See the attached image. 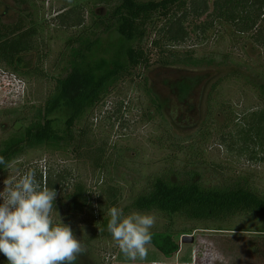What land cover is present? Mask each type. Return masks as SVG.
Wrapping results in <instances>:
<instances>
[{
  "label": "rangeland",
  "instance_id": "1",
  "mask_svg": "<svg viewBox=\"0 0 264 264\" xmlns=\"http://www.w3.org/2000/svg\"><path fill=\"white\" fill-rule=\"evenodd\" d=\"M76 6L82 9L84 26L91 30L95 15L104 16L109 9L99 0H0L2 25L24 20L26 27L35 25L41 33L36 49L22 56L21 72L0 67V155L9 144L22 142L24 128L47 100L54 79L68 73L70 51L66 42L78 36L82 28L62 26L57 15ZM103 30L99 32L100 44L89 58L91 62H111L124 45L116 29ZM149 33L141 47L149 53L150 66L138 67L132 77L119 82L78 123L76 132L87 131L83 141L90 143V150L84 147L79 157L72 148H23L8 162L10 167L0 165V192L5 179H19L29 169H35L42 185L47 176L69 175L56 192L51 215L54 223L61 218L69 225L86 246L76 264H112L120 250L107 228H102L110 218L108 211L103 215L100 212L107 203L105 194L110 185L123 190L118 208L125 215L130 214L125 210L148 178L162 173L180 178L192 173L206 188L233 186L244 179L264 195V155L259 153L260 147L245 143L241 133L251 124V115L264 109L256 89L264 74V50L255 39L223 25L209 31L206 37L192 35L174 49L182 58L190 54L192 61L163 66L159 63V49L152 45L156 32L152 29ZM134 45L138 46V42ZM189 79L196 84L183 103L169 84ZM219 80L222 82L218 91L212 92ZM230 111L232 125L225 131ZM54 119L58 130L65 131L67 118L60 113ZM99 148L103 149L99 156L101 167L92 164L84 153L88 150L92 154ZM77 183L85 187L93 209L75 215L67 212L65 196ZM149 214L156 218L151 232L171 233L179 243L181 264H264V232H260L264 217L242 215L208 224L176 218L171 225L158 214ZM218 226L223 230L212 229ZM185 236L193 237L194 242L181 244ZM149 246L147 259H137L138 264L164 260L155 247ZM3 262L0 257V264Z\"/></svg>",
  "mask_w": 264,
  "mask_h": 264
},
{
  "label": "trees",
  "instance_id": "2",
  "mask_svg": "<svg viewBox=\"0 0 264 264\" xmlns=\"http://www.w3.org/2000/svg\"><path fill=\"white\" fill-rule=\"evenodd\" d=\"M99 1L107 3L109 9L104 16L95 15L92 30L91 27L84 26L80 6L66 9L57 15V21L62 26L68 29L82 28L78 36L66 42L67 50L70 51L68 73L65 77L54 79L55 84L47 100L35 110L33 118L24 128L22 142L9 144L1 153L0 156L7 163L19 155L23 148H51L56 151L72 148L79 157L83 154L82 149L90 150V143L83 141L87 131L81 129L76 132L78 123L119 82L132 77L138 67L150 66L149 53L141 47V43L149 37L152 29L156 32L152 45L159 49V63L163 66L192 61L190 54L182 58L174 49L185 44L192 35L206 37L209 31L223 25L232 27L240 35L255 39L256 44L264 50V0ZM205 16L206 20L201 23L200 20ZM160 22L161 26L157 27ZM101 29H104L101 31L104 33L116 29L123 38L124 45L111 62L101 60L95 63L89 58L100 44ZM93 30H97V33ZM40 34L38 27H26L24 20L8 26L0 22V67H6L14 73L21 72L22 56L36 49ZM136 42L138 46L135 47ZM259 79L256 89L264 104V74ZM221 82H215L212 92L218 91ZM195 84L194 80L189 79L171 83L169 86L185 103ZM209 99L212 101L214 98L211 96ZM60 113L67 118L63 132L58 130L54 119ZM232 113L230 111L227 115V125L223 127L225 131L232 125ZM251 117L252 122L248 123V129L241 131L244 134L243 140L260 147L259 153L264 155V109L253 113ZM88 150L84 153H87L92 164L101 167L99 156L103 149L99 148V151L92 154ZM253 158L256 159V155ZM191 175L192 173L181 178L165 173L151 176L141 187L140 193L132 198L130 207L125 211L155 213L171 225L176 218L208 224L242 215L264 217V195L250 184L247 185V180L241 179L233 186L206 188ZM68 178L67 173L55 175L54 178L47 176L45 184L57 192L66 184ZM122 191L116 186L107 187V203L100 208L102 215L111 207L119 206L123 201ZM65 199L68 201L67 212L70 214H83L93 209L86 189L81 184H75L71 191L66 192ZM109 219L104 221L102 228H107ZM212 229L223 230L221 226ZM260 232H264V227ZM151 233L150 245L165 257L171 258L180 251V245L171 233ZM0 257L4 264H8L3 253H0Z\"/></svg>",
  "mask_w": 264,
  "mask_h": 264
},
{
  "label": "clouds",
  "instance_id": "3",
  "mask_svg": "<svg viewBox=\"0 0 264 264\" xmlns=\"http://www.w3.org/2000/svg\"><path fill=\"white\" fill-rule=\"evenodd\" d=\"M0 165L10 167L3 156ZM4 185L0 192V253L8 264H76L87 249L61 218L54 223L51 214L56 191L36 179L35 169L19 179L8 177ZM108 216L107 231L124 256L146 260L155 216L138 211L125 215L118 207H111Z\"/></svg>",
  "mask_w": 264,
  "mask_h": 264
},
{
  "label": "crops",
  "instance_id": "4",
  "mask_svg": "<svg viewBox=\"0 0 264 264\" xmlns=\"http://www.w3.org/2000/svg\"><path fill=\"white\" fill-rule=\"evenodd\" d=\"M151 249H152L151 251H153V248H151ZM180 251L176 255H174L173 257H171V258L165 257L159 251V253H161L163 255L161 257H164V260H162V261H152L151 264H174V263L175 264H181V262H178V255L180 254ZM112 264H138V263H137V260H130L127 257H125L124 254L119 250V252L114 256L113 261H112Z\"/></svg>",
  "mask_w": 264,
  "mask_h": 264
},
{
  "label": "water",
  "instance_id": "5",
  "mask_svg": "<svg viewBox=\"0 0 264 264\" xmlns=\"http://www.w3.org/2000/svg\"><path fill=\"white\" fill-rule=\"evenodd\" d=\"M181 244H191L194 242V238L191 236H185L182 238Z\"/></svg>",
  "mask_w": 264,
  "mask_h": 264
}]
</instances>
